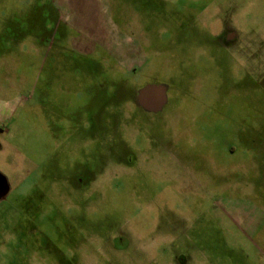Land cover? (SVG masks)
<instances>
[{"label":"rangeland","instance_id":"rangeland-1","mask_svg":"<svg viewBox=\"0 0 264 264\" xmlns=\"http://www.w3.org/2000/svg\"><path fill=\"white\" fill-rule=\"evenodd\" d=\"M103 1L121 41L88 54L0 0V264H264V0Z\"/></svg>","mask_w":264,"mask_h":264},{"label":"crops","instance_id":"crops-1","mask_svg":"<svg viewBox=\"0 0 264 264\" xmlns=\"http://www.w3.org/2000/svg\"><path fill=\"white\" fill-rule=\"evenodd\" d=\"M51 7L56 14L54 21V36L50 39L53 45L55 36L61 33L63 40L70 44L64 48L55 46L56 49H71L72 52L90 54L95 49H118L117 40L121 41L119 32L108 19V7L103 0H50ZM61 30V31H60ZM118 33V34H117ZM69 34L71 36H69ZM109 36V39H108ZM67 38L69 42L67 41ZM40 44L38 49H44V39H36ZM110 40V41H109ZM119 41V42H120ZM68 47V48H67ZM8 111L11 110L8 108ZM6 109H0V128L10 115ZM235 215L237 213H234ZM238 215H245L241 222L235 221L238 227L254 236L258 231L255 216L251 210H244ZM235 218V216L233 215Z\"/></svg>","mask_w":264,"mask_h":264},{"label":"water","instance_id":"water-1","mask_svg":"<svg viewBox=\"0 0 264 264\" xmlns=\"http://www.w3.org/2000/svg\"><path fill=\"white\" fill-rule=\"evenodd\" d=\"M166 90L164 85H148L138 91V105L146 112L157 113L166 104ZM8 185L0 175V199L7 193Z\"/></svg>","mask_w":264,"mask_h":264},{"label":"flooded vegetation","instance_id":"flooded-vegetation-1","mask_svg":"<svg viewBox=\"0 0 264 264\" xmlns=\"http://www.w3.org/2000/svg\"><path fill=\"white\" fill-rule=\"evenodd\" d=\"M221 44L225 47V48H228V49H231L232 47H234V43H235V37H234V34L231 32V30L227 29L223 32V34L221 35V37L219 38ZM168 88L166 90V104L164 105V107L168 104ZM137 96H138V91L135 92V100H134V103L135 105L138 107V109L143 112V113H147V114H152V115H156L158 113H160L164 107L161 109V111L157 112V113H152V112H146L145 110H143L139 105H138V102H137ZM117 143H121V141H117ZM136 156V154H132V159H134ZM81 179L78 180V182H80Z\"/></svg>","mask_w":264,"mask_h":264}]
</instances>
